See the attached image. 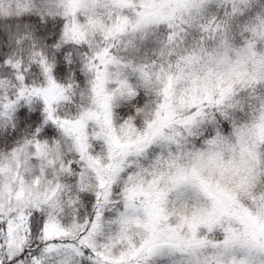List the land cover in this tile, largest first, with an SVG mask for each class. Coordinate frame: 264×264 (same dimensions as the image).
<instances>
[{"label": "snow or ice", "instance_id": "obj_1", "mask_svg": "<svg viewBox=\"0 0 264 264\" xmlns=\"http://www.w3.org/2000/svg\"><path fill=\"white\" fill-rule=\"evenodd\" d=\"M0 264H264V0H0Z\"/></svg>", "mask_w": 264, "mask_h": 264}, {"label": "trees", "instance_id": "obj_2", "mask_svg": "<svg viewBox=\"0 0 264 264\" xmlns=\"http://www.w3.org/2000/svg\"><path fill=\"white\" fill-rule=\"evenodd\" d=\"M0 47L4 48V50H11V41L9 40L7 34L4 35L3 39H0Z\"/></svg>", "mask_w": 264, "mask_h": 264}]
</instances>
